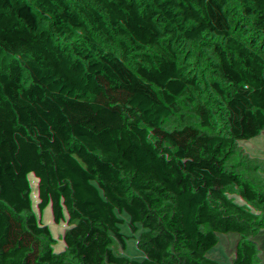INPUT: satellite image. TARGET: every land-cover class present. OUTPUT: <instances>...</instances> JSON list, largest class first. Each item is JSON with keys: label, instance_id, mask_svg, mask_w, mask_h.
I'll use <instances>...</instances> for the list:
<instances>
[{"label": "trees", "instance_id": "obj_1", "mask_svg": "<svg viewBox=\"0 0 264 264\" xmlns=\"http://www.w3.org/2000/svg\"><path fill=\"white\" fill-rule=\"evenodd\" d=\"M245 245L264 264V0H0V264Z\"/></svg>", "mask_w": 264, "mask_h": 264}, {"label": "rangeland", "instance_id": "obj_2", "mask_svg": "<svg viewBox=\"0 0 264 264\" xmlns=\"http://www.w3.org/2000/svg\"><path fill=\"white\" fill-rule=\"evenodd\" d=\"M254 238V233L252 234V239ZM141 256V251L139 249H134L129 252L127 258L135 260ZM225 264H255L248 255V245H245L238 249L230 260Z\"/></svg>", "mask_w": 264, "mask_h": 264}]
</instances>
